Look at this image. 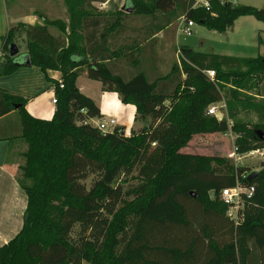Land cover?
Here are the masks:
<instances>
[{
    "label": "trees",
    "instance_id": "1",
    "mask_svg": "<svg viewBox=\"0 0 264 264\" xmlns=\"http://www.w3.org/2000/svg\"><path fill=\"white\" fill-rule=\"evenodd\" d=\"M63 1L67 22L45 16L42 24L11 27L3 39L0 76L13 74L29 57L54 84L57 102L51 118H39L25 97L0 90V117L17 113L19 128L11 138L27 145L32 166L23 225L0 246V264H264V160L249 179L251 169L233 157L182 151L196 134L229 129L227 117L207 112L222 99L239 133L237 152L264 147V56L183 47L182 68L175 62L168 74L151 81L140 70L138 45L122 44L130 14L96 5L107 0ZM133 2L132 14L143 19L168 14L159 30L183 15L219 32L243 16L264 23V7L227 0H211V11L193 8L194 0ZM20 33L27 39L22 59L10 55ZM206 70H215V80ZM49 71H59L60 80ZM82 74L134 104L136 118L146 125L126 134L121 125L103 131L92 123L102 113L79 89ZM253 78L255 98L243 97L241 89ZM241 108L253 110L257 121H242ZM237 179L256 186L239 223L219 198Z\"/></svg>",
    "mask_w": 264,
    "mask_h": 264
},
{
    "label": "crops",
    "instance_id": "2",
    "mask_svg": "<svg viewBox=\"0 0 264 264\" xmlns=\"http://www.w3.org/2000/svg\"><path fill=\"white\" fill-rule=\"evenodd\" d=\"M13 1L15 3V8L13 9L14 13L9 15V12L5 9L4 0H0V62L2 61L3 57V39L11 27L16 26L19 23H25L29 25L42 24L43 17L46 16L50 18L48 15L49 13H41L42 15H40V13L38 14V11L32 9V7L29 8L31 10L23 9L22 7L24 6L21 5L22 0ZM114 1L115 0H107L103 3H100L101 6L98 7L105 12H115L122 10V8L118 10L107 8ZM237 3L243 4L238 2V0ZM253 5L254 4H251V6ZM65 12L66 10H64L62 16L60 15L56 19L65 18ZM132 13L133 12L128 13L130 15L124 19L126 23L125 28L127 30L130 29V31L129 33L125 34L122 44L128 45L130 43L138 45L136 50L139 51L138 58L141 61L140 70L151 81L164 76L171 71L174 63L177 62L176 50L178 47H186L197 52H203L195 50L188 44H179V19H175L173 22H171V24L166 25L163 29L159 30V25L162 24L161 21H164V23L167 22L168 14H158V18L149 16L143 19L141 17L135 16ZM245 17L253 16L240 17L235 21L232 27H235L236 23ZM260 28L262 30L260 37V55L264 56V26H260ZM50 31L54 35L59 34V32H57L55 29L53 30L52 28H50ZM128 36H131L130 40L127 39ZM134 40L136 43H132ZM19 41H21V44L24 45V49L21 47ZM15 44H17L19 47V53L26 55L27 39L24 33H20L16 36ZM203 53L221 56L251 57L230 53ZM206 71L205 73L207 74ZM48 76L55 80H60L61 73L59 71H49ZM183 77H185V74H183ZM80 78L81 75L77 79V85L79 89L84 94L92 96L101 109L102 115L91 118L90 121L92 123L96 125V123L113 117L117 120L116 126H123L126 134H130L132 131L138 130L146 125V121L144 119L136 118V106L134 104L123 102L119 94L116 92L103 90L102 83L99 81L102 88L101 93L104 97V102H101V100H99L96 96L91 95V93L85 91V88L80 86ZM88 79L90 78L88 77ZM227 85L231 87L230 84ZM0 90L25 97L27 99V107L36 117L51 118L54 114L56 108V103L52 101L53 96H56L54 84L49 81L45 73H43V71L36 66L26 64L11 75L0 76ZM224 101L225 99L216 102L223 103ZM221 111L223 112V118L227 117L229 122V129L226 132L221 133L226 135L230 134L234 149L229 156L234 157L233 153L236 151L235 140L239 133L234 132L232 129L233 120L229 118L227 114V106L226 108H222ZM114 113H119V116ZM18 128L19 119L17 113L14 110L0 117V137H8L0 138V246L13 238L22 228L23 214L27 205L25 186L31 178L32 166L27 145L19 140L11 138V135H13L15 131L18 130ZM260 169L261 167L256 170L259 171Z\"/></svg>",
    "mask_w": 264,
    "mask_h": 264
},
{
    "label": "rangeland",
    "instance_id": "3",
    "mask_svg": "<svg viewBox=\"0 0 264 264\" xmlns=\"http://www.w3.org/2000/svg\"><path fill=\"white\" fill-rule=\"evenodd\" d=\"M125 1L126 0H115L107 8L118 10L122 8ZM238 2L248 5L254 4L253 6L256 7H264V0H238ZM4 4L5 9L9 12V15H12L14 13L13 9L15 8L14 1L4 0ZM21 5L24 6L22 7L23 9H29L30 7H32V9L38 11V14L40 13V15H42L41 13H49V19L51 20H56V18L60 15L62 16L64 10H66L64 14L65 18L61 20L67 22L69 18L67 7L63 0H22ZM97 6H101V4L97 3ZM260 26H264V24L257 21L253 17H245L240 19L236 23L235 27H231L224 32L209 30L202 24H196L193 28L192 36H186L180 32L178 33L179 44H188L195 50L203 52L230 53L235 55L257 57L260 55V37L262 32ZM50 28H52L53 30L55 29L58 32L55 27ZM19 43L24 49V45L21 44L22 42L19 41ZM16 56L17 58L22 59L23 53H19ZM255 81V78L251 79L248 82V85L252 86L241 89V94L243 97L248 96L251 98H255V96L253 95L255 92V89L253 88ZM79 84L81 87L85 88V91L91 93V95L93 96H96L99 100H101V102H104V97L101 93V83L99 81L88 79L86 75L82 74L81 78L79 79ZM227 84H230L231 87L233 86L232 82ZM227 84H225L224 88L222 89V91L226 94L228 92L227 90H229L230 88ZM114 114L119 116V113ZM239 118L242 121L254 124L257 121L258 117L253 110H250L248 108H241ZM233 149L234 145L230 134L226 135L224 133L217 132L195 135L189 141V143L182 148V151L193 153L223 154L229 156ZM260 161L261 158L259 156H246L238 161L237 164L248 166L251 170H256L261 167ZM91 182L92 176L86 179V183L89 186ZM193 207L196 208V206L194 205ZM222 236H226L227 238H229L231 235L223 232ZM84 264L91 263L85 262Z\"/></svg>",
    "mask_w": 264,
    "mask_h": 264
},
{
    "label": "built area",
    "instance_id": "4",
    "mask_svg": "<svg viewBox=\"0 0 264 264\" xmlns=\"http://www.w3.org/2000/svg\"><path fill=\"white\" fill-rule=\"evenodd\" d=\"M227 1H230L232 3H237V0H227ZM199 7L204 8L207 11H211L212 2L211 0H194L193 8H199ZM195 25L196 22L194 20H188L186 18V15L181 16L178 20V30L179 32L183 33L186 36L193 35V28ZM182 51H183L182 47H178L176 50L177 63L180 68H182V61L186 60ZM206 72L211 80H215L216 77L215 70H207ZM61 86H63L62 83ZM52 101L56 103L57 96H53ZM222 108H226L225 101L223 103L213 102L208 106L207 112L209 114H213L216 116L217 112L219 110H222ZM116 124H117V120L113 117L101 121L99 123H96V125L103 131L113 130ZM237 149L238 147L235 146L236 151L233 153L234 156L233 158L235 159L236 163L246 156H259L261 160H264V147H258L242 154L238 153ZM243 176H246V174H244ZM255 189H256L255 184L246 185L242 183L239 179H237L234 185L223 187L219 192L220 200L228 205V211H227L228 216L231 219H233L236 223H239L241 220H243L245 200L247 197H251L253 195Z\"/></svg>",
    "mask_w": 264,
    "mask_h": 264
},
{
    "label": "water",
    "instance_id": "5",
    "mask_svg": "<svg viewBox=\"0 0 264 264\" xmlns=\"http://www.w3.org/2000/svg\"><path fill=\"white\" fill-rule=\"evenodd\" d=\"M122 10L125 11V12H128V13L134 12L135 4H134L133 0H126L124 5L122 6ZM18 53H19V47L17 46V44L12 43L10 45V55L11 56H16ZM26 64H28V65L30 64L29 57L26 58ZM216 115H217V118L219 120H222L223 112L221 110H219ZM257 172H258L257 170L251 171L249 173V179L254 178L257 175ZM209 193H210V197L212 199H214L215 195H216L215 189H211L209 191Z\"/></svg>",
    "mask_w": 264,
    "mask_h": 264
}]
</instances>
